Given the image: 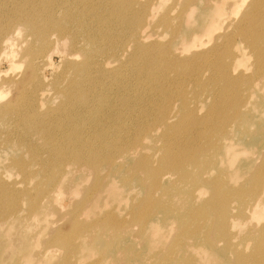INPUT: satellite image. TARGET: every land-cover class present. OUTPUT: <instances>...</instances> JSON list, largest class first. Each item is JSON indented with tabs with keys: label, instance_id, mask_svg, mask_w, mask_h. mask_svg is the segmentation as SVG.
I'll list each match as a JSON object with an SVG mask.
<instances>
[{
	"label": "bare ground",
	"instance_id": "obj_1",
	"mask_svg": "<svg viewBox=\"0 0 264 264\" xmlns=\"http://www.w3.org/2000/svg\"><path fill=\"white\" fill-rule=\"evenodd\" d=\"M162 1L0 0V57L9 64L19 57L25 66L22 75L10 79L22 101L0 104V118L5 115L9 120V115L17 114V126L23 130L20 141L34 138L29 150L27 144L18 147L28 151L29 159L20 156L12 166L22 172L34 164V173L40 174L33 183L24 180L29 174L11 182L0 175V246L14 239L15 251L24 256L16 264H83L97 232L111 235L110 247L123 250L119 254L107 244L101 246L98 264L111 259L122 264L117 262L123 258L124 264H138L139 254L127 248V234L160 232V227L172 231V220L178 221V235L169 244L170 252L160 257L166 264H175L188 248L179 249L186 238L200 234L210 259L264 264V222L252 219H264V158L254 169L252 164L255 148L264 147V119L247 142L231 124L237 118L240 127L247 126L253 113L249 99L264 89V0H250L239 19L228 17L224 26L222 15L239 12L243 1L204 0L210 5L200 23L194 27L185 20L184 32L174 19L187 18L195 0H182L178 15L166 9L153 22L154 4ZM158 26L171 27L175 36L152 41L159 36L152 32ZM197 32H205L211 44L197 41L198 35L187 43ZM180 37L183 40H176ZM236 38L245 41L236 44ZM233 72H243L237 76L241 81L236 91V97L242 96L235 100V91L228 98L225 94ZM206 73L210 75L203 78ZM186 85L197 89L192 93ZM209 85L220 92L203 116L192 113L181 119V111L170 106L168 98L175 95L185 107L187 90L193 106L187 110L197 113L201 98L213 94L212 89L207 94ZM215 106V113L232 110L219 124L211 116ZM148 138L165 142L158 157ZM149 156L156 157V163ZM129 158L133 162L127 171L139 172L144 196L131 200L130 209H125L120 200H127L132 191L115 181ZM219 161L230 165L228 172L217 170L210 178L211 167ZM248 171V178L235 186L233 181ZM101 172L106 177L103 183ZM77 173L83 176L73 182ZM86 174L94 178L87 189L78 183ZM204 190L209 198L200 200ZM78 194L82 197L75 200L72 196ZM22 208L30 213L23 215ZM37 210L46 212L28 218ZM237 222L247 227L246 238L234 244L229 230ZM43 226L49 246L63 248L61 255L38 242L44 238L38 233ZM216 237L231 240L218 250ZM248 241L253 245L246 250ZM146 246L154 248L155 242L147 241ZM4 258L0 256V264H5Z\"/></svg>",
	"mask_w": 264,
	"mask_h": 264
},
{
	"label": "rangeland",
	"instance_id": "obj_2",
	"mask_svg": "<svg viewBox=\"0 0 264 264\" xmlns=\"http://www.w3.org/2000/svg\"><path fill=\"white\" fill-rule=\"evenodd\" d=\"M145 0H141V2L143 3ZM243 1L242 5L240 6V11L237 13H226L223 14L222 16H224V19L221 20V22L223 23L222 26H224V24L227 21L228 17H232L235 20L239 19L241 16V12L244 11V9H246L249 6V2L250 0H241ZM210 4L205 3L204 0H195L194 4H192L190 7H192V11L189 10L187 12V14L190 12L189 16L187 18H183V20L180 22L176 19H174V24L176 27H179V30L182 32L185 31V25L184 22L185 20H191L190 22L193 24L192 26L197 27L198 24L200 23L201 19H202V12L207 11L208 10V6ZM182 4V0H163L161 2V4L159 6H157V4H154V7H156V12H155V16L153 17V22H156L159 18L160 15L164 13V11L169 10V12L171 13V15H178L180 13V9H182L183 7ZM172 9V10H171ZM229 10H232L231 8H227ZM185 12V11H184ZM184 12L182 15H184ZM186 13V12H185ZM187 14L184 16L186 17ZM152 32L155 34H158V38L152 41H156L158 43L160 42H165V40H168L169 38H172L175 36V32L172 30L171 27L168 26H158V27H153ZM198 35L197 37V41L200 40L202 42H204V45L209 46L212 42V39H208L207 35L205 34V32H197V34H192L190 37H188L186 39L187 43H191V38H193V36ZM176 40H183V37L177 38ZM175 40V41H176ZM245 41V39L242 38H236V44H243ZM0 54H3L2 52H0ZM19 57H16L13 59V63L9 64V62H7L5 60V57L1 56L0 57V104L5 103V102H11L12 104L15 105V103H19L22 101L19 91L16 88V84L14 85L13 83H11L10 79L12 78H17L20 75H22V73L24 72L25 66L22 62L18 61ZM58 57L55 56L54 57V61H57ZM249 62L252 60V56L248 57L247 59ZM243 72H233V79H232V83L231 86L225 89V94L227 95V98L229 96L230 91H235L233 93V96L235 100V98H240L242 95L239 94V96L236 97V91L237 88L240 86V81L241 78H237V76ZM249 73H251V71H246V74L248 75ZM210 73H206L203 75V78H206L207 76H209ZM149 84H147V86H145L146 88L143 91H146V95L148 93V87ZM219 86V85H218ZM186 88H188L189 90H192V93L197 89L196 86L192 87V86H188L186 85ZM176 89V88H175ZM172 89V90H175ZM209 89H212L213 94L205 97H202L201 100L198 102V104L196 105L197 107L195 108L197 113H194L193 110H187V109H193L192 106V99H191V95L192 93H189L190 91H185L183 98L186 99L187 103L185 104V107L182 108L181 103H180V97L179 96H173L168 98V101L170 103V106H174L175 110L181 111L180 114V118H186L188 115L192 114L195 117H201L203 116L204 113L207 112V109L210 107V105L213 103L214 101V95L218 91V89L214 88L212 85H209V88L207 90V94L210 92ZM169 90V89H168ZM170 90V91H172ZM216 90V92H215ZM151 91V90H150ZM231 97V98H232ZM53 103L56 102V99L53 98L51 100ZM164 101L159 100L158 103L161 105H165L167 106V104L163 103ZM250 105L252 106L251 110H252V114L250 116V118L248 119L247 122V126L246 127H240L239 125V120L237 118H234V121L231 123L232 125H234V129L236 130L237 134H242L244 136L245 142H247V140L250 139V132H257L258 131V126L256 124L261 123L262 120L264 119V89H259L257 91L254 92L253 96L249 99ZM202 103V104H199ZM47 104V103H46ZM45 104V105H46ZM42 105L41 107H43L42 109H44L46 106ZM48 105H52V103L50 102ZM163 107V106H162ZM146 108V107H143ZM227 108V107H226ZM261 108V111H259V109ZM162 108H160L161 110ZM218 109V106H215L214 111L212 112L211 116L215 119H218V123H221L222 120H224L225 117L229 116L232 112L231 109H226L225 113H220V112H216L215 110ZM41 110V109H40ZM187 110V111H185ZM139 114V112L134 113L133 115H135V117H137ZM9 120L7 119V117L4 115L2 116V118H0V175L2 176V178L8 182H11L14 178L17 179H22L25 177L26 174L28 175V178L24 179L25 181H30V182H34L38 179H40V174H36L34 173V164H29L28 167L21 172L20 170L16 169L15 167L12 166V161L14 159L19 158L20 156L22 157L24 155V157H27L29 159L30 154L28 153V151H22L20 150L18 147L27 144L26 148L29 150V148L34 144V138L32 137L29 140H26L25 142H21L20 141V135L22 134L23 130H21L17 125V114H11L9 115ZM220 116V117H219ZM225 116V117H224ZM229 118V117H228ZM229 119H227L228 122ZM213 121V120H212ZM255 123V124H254ZM250 124V125H249ZM181 124H179V128L180 130H182ZM249 126V127H248ZM253 132V133H254ZM19 134V136H18ZM41 140H37L36 143L39 144L41 143ZM147 143H150V146L152 144V150H155L156 152V156L158 157L162 151V147L163 144L165 142H161L160 140L156 139V138H148ZM163 143V144H162ZM262 143V142H261ZM162 145V146H161ZM242 147H245V145L243 146H238V149H241ZM149 149V148H148ZM147 152H145L146 154ZM46 155V154H45ZM264 156V147L257 146L255 148L254 151V155H253V169L259 165L262 164L263 162V157ZM149 158L151 159L152 163H156V157L153 156H149ZM216 160H218V157H216ZM133 162V158H129L127 160V162L125 163V167L122 168L119 172H118V177L116 178L115 184L117 185H125L124 187L126 188H130V190L132 191V193H130V195H128L129 197H127V200L123 199L120 200V207L125 209H130V202L131 200H136V201H140L143 196H144V188L143 186H141L138 182V177H139V172L136 173H130L127 171V166ZM239 166L242 167V161L238 162ZM230 168V165L227 163H224L223 161H219L218 163L215 162V164H213V166L210 169V178L215 177V174L217 172V170H221L223 172V174L225 172H228ZM33 170L32 173H30ZM245 170V169H244ZM251 171L246 172L245 174H243V177L239 180H235L233 181L236 185H239V183L243 182L246 178H248L249 174ZM100 175L102 176V183L106 180V177L103 178V173L101 172ZM81 175L80 173L75 174V176L72 178V181H76ZM75 179V180H74ZM93 177L88 174L85 175V179L78 182L80 184V186L82 188L87 189L88 186H90V184L93 182ZM209 191L204 190L201 195H200V200L202 199H207L209 198ZM75 200H79L82 197V194H78V195H73L72 196ZM26 202V200H25ZM202 203V202H201ZM26 206V205H25ZM109 208V207H107ZM24 214L30 213L29 211H27V209L25 210L24 208H22L21 210ZM31 212H34L33 210ZM40 212H46V210H37L35 211V214L33 213V217H28V218H34V217H39V213ZM91 213L94 215V212L91 211ZM91 213H85L84 216H89ZM243 214V213H242ZM241 215V214H240ZM248 215V214H246ZM123 215H121L122 217ZM231 219V218H230ZM252 219L256 220L258 223L262 224L264 222V219L262 217H252ZM173 225H175V228L172 231H168L167 229L164 230L163 227H160L159 229H161L160 232H151V233H131V234H127V237L124 238L125 242L128 244L127 248L129 250H134L136 254H139V261L138 264H166L165 262H163L160 257L168 254L170 252V245L172 243V241L174 239H176L177 235H178V231L177 228L179 227L178 225V221L177 220H172L170 221ZM169 223V222H168ZM236 225L234 227H231L229 230V236L234 235V237L232 238V240L230 239V237H228L227 239H221L219 237H216L215 240V247L218 248V250H221L220 248L225 247V245H227L228 243H230L231 241H234V244L237 242L242 243L244 241V239L246 238V228L245 226H242L240 223H235ZM38 233L43 234L44 238H38V242L47 245L51 250L53 248L56 249V252L58 253V256L62 254L63 252V248H60V246L58 245H50L48 244V229L43 226L38 228ZM204 231V230H203ZM202 231V232H203ZM202 232H198L199 234ZM197 233V232H196ZM97 236V239L94 241L92 249L88 250V257L83 260L80 261V263L83 262V264L88 263V262H92L96 260L98 261L99 257L101 256L99 252H101L99 250V248L101 246H105V244H107L109 247L111 244V239L112 236L111 235H106L103 234L102 232H97L95 234ZM128 235H131L128 237ZM204 235L200 234L199 237H190V238H186L179 247V249H181L183 246H187V249H183L181 251V253L179 255L180 258L175 260V264H221V262H218L217 259H210L209 257H207V255L204 253L203 249L206 248V244L204 243L203 240ZM14 239L12 240H5L4 243L2 244V246H0V251L4 250V254H7V258H4L3 254L0 252V256H2L3 262H5V264H16L17 260L22 261V259L24 258V256L22 255V253H18L15 251L14 248ZM81 239L77 240V243L79 245ZM147 241H152L155 242V247L154 248H147L146 246V242ZM196 243L193 247H189L190 243ZM250 244L246 247V250H249L250 247L253 245L252 241H248ZM80 249V248H79ZM108 250V249H107ZM115 251L118 250V253L120 254L123 250H121L119 247H117L116 249H112L110 247V251ZM125 262H127V258H123L122 262H117V263H122L124 264ZM96 264H98V262H96ZM105 264H114V261L111 259L109 262L105 263ZM171 264H174V261H172Z\"/></svg>",
	"mask_w": 264,
	"mask_h": 264
}]
</instances>
